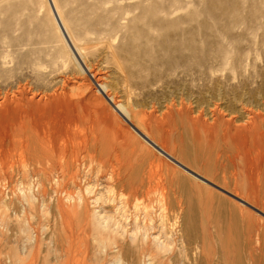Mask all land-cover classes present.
<instances>
[{
    "label": "rangeland",
    "instance_id": "rangeland-1",
    "mask_svg": "<svg viewBox=\"0 0 264 264\" xmlns=\"http://www.w3.org/2000/svg\"><path fill=\"white\" fill-rule=\"evenodd\" d=\"M85 66L104 74L116 94L127 79L121 71L130 78L133 70L129 83L138 94L129 102L138 110L155 113L165 104H184L190 121L203 129L231 120L229 135L238 148L225 156L244 159L230 163L227 157L218 173L230 179L241 168V176L263 175L257 155L264 153L247 128L252 120L264 123V0H0V264H264V244L256 240L264 200L247 205L233 182L224 191L211 188L217 200L200 198L197 181L205 183L190 180L188 169L205 177L210 171L190 152L194 147L182 129L175 140L154 136L165 147L159 152L101 100L95 80L79 72ZM79 80H88L89 87ZM136 154L148 161H139L143 167ZM132 174L147 184L134 179V199L125 180ZM239 207L255 223L250 244L234 216ZM154 237L165 246L156 258ZM204 252L213 255L207 260Z\"/></svg>",
    "mask_w": 264,
    "mask_h": 264
},
{
    "label": "bare ground",
    "instance_id": "bare-ground-1",
    "mask_svg": "<svg viewBox=\"0 0 264 264\" xmlns=\"http://www.w3.org/2000/svg\"><path fill=\"white\" fill-rule=\"evenodd\" d=\"M156 25V24H155ZM152 28V27H151ZM135 53V52H134ZM134 55V54H133ZM140 58H141V56H140ZM133 59V58H132ZM185 60V59H184ZM171 61V60H170ZM121 62V61H120ZM136 62V61H135ZM169 63V62H168ZM122 64H123V62H122ZM121 64V67L123 68V65ZM134 64V63H133ZM168 65V64H167ZM170 66H168V69H171V70H173L174 68H176V65L175 64H173V63H171V64H169ZM128 67V66H127ZM93 67H91V69H92ZM98 68V67H97ZM96 68V69H97ZM132 68V67H131ZM125 69V68H124ZM129 69V68H128ZM121 70H123V69H121ZM127 70V69H126ZM130 70V69H129ZM170 70V71H171ZM99 71V70H98ZM131 72H128L127 73V75H129L130 76V78L132 79V78H134L135 77V75H134V73L132 72L133 70H130ZM80 73H82V75H84L85 73H89V75H91V77L95 80V82H93V84H95L96 83V89H97V94L99 95V97L101 98H103V99H101L102 101H104V102H108V104H112V108H111V106L109 107V108H111L112 110H115V112H117V116H118V114H119V116H122V118H123V120L126 122V123H129V125L131 126V127H133L132 129L134 130V132L140 137V139L142 138L147 144H150V145H152V146H154L155 148H157V149H159V152H166L165 151V147L162 145V143L161 144H158V142H156L155 141V138H153L154 136L156 137V135L157 136H159L160 138L161 137H174V135L176 134V133H178V131H179V129H182V132H179V133H181L182 135H184L185 137H187V138H189L190 139V142L192 143V145L191 146H193L194 147V151L192 152V151H190L191 153H193L194 154V156H195V158H197V159H200L202 162H204V164H203V166L204 165H206V166H208V168L207 169H209V171H210V173H208L209 175H207L208 177L210 176V177H212V180H210L207 176L205 177V176H203L202 174H200L199 172H197V171H194V170H192L191 168V172H189V175H191V178H190V180H192L193 178H196V179H198V180H200L202 183L204 182L205 183V186H206V184H207V186L206 187H208V186H210V187H208V188H206L204 185H202V186H200V184H198V181H197V189H198V194H199V197L200 198H205V200L206 201H209L210 200V202H212L213 200H211V198H213L214 197V199H216V198H219V197H216V196H219L218 195V193H216V191H214L213 189H211L212 187L215 189V188H217V189H220V191H224V190H227L226 189V187H231V185L230 186H228V183L230 182V184H231V182H233V185H234V188L236 189V187H239L240 189H238V190H240L241 192H242V196H243V198L242 197H239L242 201H245V203L247 204V203H249L247 200H254V199H257V201H258V199L261 201V199L262 200H264V158H262V155H257L258 157H260L261 156V158H259V159H257V161L259 162V164L260 165H262L263 166V168H262V170L261 171H263V175L262 176H253L251 173H249V175H252V176H249L248 174V177L245 175V174H243L242 176H241V174L242 173H238V172H244V170L242 171V169L240 168L239 170H238V172H235V173H231L232 174V176H231V174H230V179H229V176H227V174L226 173H223V172H221L222 173V176L218 173V170H223L224 171V169H225V164L227 163L226 161H227V157H229V160H230V163H231V161H239V160H241V158H243L242 157V155L241 156H239L240 158H238L236 155H231L230 153L229 154H227L226 156H225V152L226 151H230V152H232V150H234L235 152H236V148H238L237 146L238 145H236L235 144V142H233V140H231L230 139V135H229V131H230V126H229V123H230V121L231 120H228V122H222V121H226L225 119L224 120H222V119H220V121H219V123L218 124H220V123H224V125H226L227 126V128H225V126H223L222 128L224 129H220V125H219V127H217V123H214V124H217V125H214V126H211V127H209V128H207L206 127V129H203L204 127H203V124L201 125V127L202 128H198L199 126L197 125V120H194L193 122L192 121H190V117L188 116V107L185 109V107L183 106V105H181L180 106V108L178 107L179 105H164V107H159L158 108V110H156V112L155 113H152V112H145L144 110H138L136 107H138V105L137 106H135L134 107V104H135V102H134V104H132V102H129V100H130V96H134V95H137L138 93H137V91H136V93L137 94H135V92H134V88L137 86H135V87H132L131 85H130V83H129V80H130V78L127 76L126 77V72H124V71H121L122 73H124L125 74V78H127V79H125V82H123L124 81V79H122L121 81H122V84H121V86L119 87V94L117 95L116 93H114L115 91H109V88L108 87H110V86H108L109 84H106V82H104V80H103V78L104 77H102L104 74H102V76L99 74V75H96V73L94 74V73H91V70H90V68H89V66H85V67H82L81 69H80V71H79ZM78 72V73H79ZM96 72V71H95ZM120 72V71H119ZM119 72H117V74L119 73ZM107 73V72H106ZM81 75V74H80ZM86 75V74H85ZM119 75H122V74H118V77H119ZM87 76V75H86ZM85 77V76H84ZM90 77V78H91ZM137 77V76H136ZM75 78V77H74ZM88 78V77H87ZM117 80L119 79V78H116ZM69 80V79H68ZM71 80H73V79H71ZM91 80V79H90ZM74 81V80H73ZM86 81H88V80H79L78 81V83H79V85H85L86 87H89V83H86ZM119 81V80H118ZM117 81V82H118ZM120 81V82H121ZM91 82H92V80H91ZM135 82V81H134ZM158 82H159V80H158ZM74 83H77V81L76 82H74ZM133 83V82H132ZM140 83V82H139ZM73 84V83H72ZM118 84H119V82H118ZM136 84V83H135ZM154 84L155 85H157V82H154L153 81V86H154ZM92 85V84H91ZM111 85V84H110ZM120 85V84H119ZM134 85V84H133ZM140 85H142L141 83H140ZM94 86V85H93ZM113 86V85H112ZM147 86H148V84H147ZM118 87V86H117ZM117 87H115V89L117 88ZM148 87H150V86H148ZM114 88V87H113ZM141 88V87H140ZM145 88V87H144ZM111 89V88H110ZM138 89V88H137ZM64 90V89H63ZM139 90V89H138ZM147 90V89H146ZM148 91V90H147ZM139 92V91H138ZM170 92V91H169ZM141 93V92H140ZM54 94V93H53ZM58 94V93H57ZM153 94V93H152ZM116 95H117V97H116ZM141 95V94H140ZM64 96V95H63ZM62 97V96H61ZM136 97V96H135ZM154 97V96H153ZM110 98V99H109ZM140 97H138V99H139ZM165 99V98H164ZM131 100H132V97H131ZM130 100V101H131ZM133 100H135V98L133 99ZM141 100V99H140ZM158 100V99H157ZM167 100V99H166ZM138 101V100H137ZM173 101V100H172ZM149 102V101H148ZM137 103V102H136ZM146 103V102H145ZM159 103H161V102H159ZM173 103V102H172ZM182 103V102H181ZM100 104H102V102L100 103ZM169 104V103H168ZM176 104V103H175ZM52 105V104H51ZM142 105V104H141ZM146 105V104H145ZM159 105V104H158ZM104 106V105H103ZM140 106V105H139ZM144 106V105H143ZM150 106V105H149ZM155 106V105H154ZM175 106V107H174ZM177 106V107H176ZM186 106V105H185ZM100 107V106H99ZM141 107V106H140ZM153 107V106H152ZM182 107H184V109L185 110H183V108ZM97 108V107H96ZM102 108H104V107H102ZM139 108V107H138ZM143 108V107H142ZM144 108H148V107H144ZM108 109V108H107ZM111 109H109L110 111H112ZM149 109H150V107H149ZM149 109H148V111H149ZM103 109H101V111H102ZM108 111V110H107ZM107 112L108 114H110L111 112ZM154 111V110H153ZM214 111V110H213ZM97 112V111H96ZM103 112V111H102ZM101 112V113H102ZM105 113V112H104ZM106 113V114H107ZM114 113V112H113ZM93 114H97V113H95V112H93ZM92 114V115H93ZM112 114V113H111ZM122 114H125V115H122ZM102 115H103V113H102ZM113 115V114H112ZM104 116H106V115H104ZM114 116H115V118H116V115L114 114ZM113 116V117H114ZM95 117V116H94ZM99 117V116H98ZM98 117H95L94 118V120L96 119V118H98ZM107 117V116H106ZM109 117H110V115H109ZM83 118V117H82ZM219 117H217V118H215L214 117V119L213 120H215L216 122H217V119H218ZM46 119V118H45ZM77 119H79V118H77ZM84 119V118H83ZM102 119V118H101ZM108 119V118H107ZM118 120H119V118H117ZM81 120V119H80ZM98 120H100V119H98ZM112 121V119H109V121ZM113 120H114V118H113ZM68 121H70V120H68ZM86 121V120H85ZM108 121V120H107ZM110 121V122H111ZM100 121H97V123L98 124H100L99 123ZM114 122H116V120H114ZM62 123V122H61ZM66 123V122H65ZM69 123V122H68ZM67 123V124H68ZM94 123V122H93ZM96 123V122H95ZM250 123V125H249V127L247 128V135L249 134L255 141H253V139L252 138H250V139H252V141L253 142H257V146L259 147V148H261V150L263 151L262 153H264V123H262V122H255V121H251V122H249ZM105 124V123H104ZM117 124H118V121H117ZM36 125V124H35ZM69 125V124H68ZM121 125V124H120ZM206 125V124H205ZM211 125V124H210ZM95 127H96V124L94 125ZM118 126H119V124H118ZM123 126H125V125H123ZM43 127V126H42ZM60 127V126H59ZM65 127V126H64ZM94 127V128H95ZM99 127H103V126H99ZM107 127V126H106ZM105 127V128H106ZM121 127V126H120ZM51 128V127H50ZM62 128V127H61ZM127 128H130V127H127ZM135 128V129H134ZM237 128V127H236ZM60 129V128H59ZM97 129H99V128H97ZM120 129V128H119ZM131 129V128H130ZM131 129V130H132ZM235 129V128H234ZM100 130V129H99ZM102 130V129H101ZM125 130V129H124ZM137 130V131H136ZM237 130L239 131L240 129L239 128H237ZM246 130V129H245ZM245 130H243L244 132H245ZM237 131V132H238ZM127 132H128V130H127ZM240 132V131H239ZM242 132V131H241ZM31 133V132H30ZM34 134V133H33ZM136 134H135V136H136ZM169 134V135H168ZM187 135V136H186ZM232 136H234V135H232ZM244 136V135H243ZM28 137V136H27ZM137 137V136H136ZM166 137H165V139H166ZM128 138V137H127ZM130 138V137H129ZM135 138V137H134ZM157 138V137H156ZM102 139V138H101ZM162 139V138H161ZM168 140H170L169 138H167ZM174 139V138H173ZM176 139V138H175ZM174 139V140H175ZM32 140V139H31ZM138 140V139H137ZM136 140V141H137ZM172 140V139H171ZM240 140V139H239ZM140 141V140H139ZM139 141H137V144H139V143H141V142H139ZM164 141V140H163ZM246 141V140H245ZM103 142V141H102ZM122 142H123V140H122ZM189 142V141H188ZM189 142V143H190ZM249 142V141H248ZM125 143V142H124ZM130 143V142H129ZM238 143V142H237ZM134 143H132V145H133ZM147 144H145V145H147ZM181 144H182V142L181 143H179V145H180V148L183 146V144H182V146H181ZM120 145V144H119ZM119 145H118V147H119ZM128 145V144H127ZM178 145V146H179ZM151 146V147H152ZM187 146H189L190 148H191V146L190 145H187ZM107 147V146H106ZM105 147V148H106ZM121 148H122V146H120ZM154 147H153V149H154ZM167 147V146H166ZM249 147H252V146H249ZM104 148V147H103ZM110 148V147H109ZM129 148V147H128ZM136 148V147H135ZM144 148H147L148 149V147H145L144 146ZM143 148V149H144ZM107 149V148H106ZM105 149V150H106ZM134 149V148H133ZM138 150L140 149V150H143L140 146H139V148H137ZM177 149V148H176ZM183 149V148H182ZM241 149V148H240ZM254 149V148H253ZM101 150H102V148H101ZM100 150V151H101ZM130 150H131V147H130ZM144 150H146V149H144ZM149 150H150V148H149ZM156 150V149H155ZM173 150V149H172ZM181 150V149H180ZM187 150H188V147H187ZM242 150H245L244 148L242 149ZM248 150H250V148L248 149ZM125 151V150H124ZM184 151H186V150H184ZM183 151V152H184ZM239 151H241V150H239ZM255 150H253V152H254ZM127 152V151H126ZM143 152V151H142ZM147 152L148 151H145V156H148V155H150V153L148 154V155H146L147 154ZM179 152V151H178ZM187 152V151H186ZM242 152V151H241ZM124 153V152H123ZM136 153V152H135ZM139 153H141V151L139 152ZM173 153V152H172ZM248 152L246 151V154H247ZM255 153H257V152H255ZM260 153V152H259ZM126 154V153H125ZM129 154V153H128ZM142 154H144V153H141L140 155H142ZM245 154V155H246ZM250 154V153H249ZM163 155V154H162ZM170 155V154H169ZM172 155V154H171ZM190 155V154H189ZM253 155V154H252ZM264 155V154H263ZM127 156V155H126ZM136 156H137V154L136 155H134V158L136 159ZM167 156V155H166ZM165 156V157H166ZM193 156V157H194ZM255 156V155H254ZM253 156V157H254ZM130 157H132V156H130ZM129 157V158H130ZM141 157V156H140ZM150 157V156H149ZM149 157H148V159H149ZM159 157V156H158ZM173 157V156H172ZM176 157V156H175ZM174 157V158H175ZM246 157V156H245ZM264 157V156H263ZM133 158V157H132ZM137 158H138V164H139V161L140 162H143V161H146V162H148L147 160H143V161H141L140 160V158H139V156H137ZM178 158V157H177ZM247 158H250V156L249 157H247ZM257 158V157H256ZM121 159V158H120ZM146 159H147V157H146ZM151 159V158H150ZM169 159V158H168ZM239 159V160H238ZM244 159V158H243ZM253 159V158H252ZM252 159H250V160H252ZM152 160V159H151ZM156 160V159H155ZM171 160V159H170ZM176 160H178V159H176ZM182 160V159H181ZM247 159H245V161H246ZM249 160V161H250ZM134 161V160H133ZM174 161H175V159H174ZM197 161V160H196ZM200 161V162H201ZM244 161V162H245ZM125 163H126V161H124ZM128 162V161H127ZM129 162H130V160H129ZM135 162V161H134ZM149 162H151V161H149ZM179 161H177V163H178ZM189 162V161H188ZM223 162H226L225 164L223 163ZM241 162V161H240ZM240 162H239V164H240ZM244 162H242L243 164H244ZM251 162H256L255 160L254 161H251ZM258 162L256 163L257 165H259L258 164ZM130 163H133L132 161L130 162ZM158 163H159V161H158ZM235 162H233V164H234ZM246 164L248 163L247 161L245 162ZM254 163H252V164H254ZM124 164V163H123ZM122 164V165H123ZM127 164V163H126ZM144 164H146V163H144ZM169 164V163H168ZM168 164H167V168H168ZM188 164V163H187ZM191 164V163H190ZM202 164V163H201ZM200 164V165H201ZM228 164V163H227ZM243 164L242 165H240V167H244L245 168V166H243ZM251 164V165H252ZM130 165V164H129ZM140 166H144V165H142V164H139ZM178 165V164H177ZM183 165H185V164H183ZM232 165V164H231ZM235 165H237V163H235ZM249 165H250V163H249ZM255 165V164H254ZM254 165H253V168H254ZM126 166H128V164L126 165ZM125 166V168H127ZM136 166H138L137 164H136ZM140 166H139V169H140ZM148 166V165H147ZM151 166V165H150ZM171 166V165H170ZM196 166H197V164H196ZM248 166V165H247ZM246 166V167H247ZM129 167V166H128ZM142 167H141V169H142ZM153 167V166H152ZM191 167H192V165H191ZM205 167V166H204ZM229 167V166H228ZM227 167V168H228ZM231 167V166H230ZM122 168V167H121ZM124 168V167H123ZM122 168V169H123ZM124 168V169H125ZM132 168V170H133V167H131ZM137 168V167H136ZM135 168V169H136ZM166 168V169H167ZM195 168H197V167H195ZM201 168H202V165H201ZM206 168V167H205ZM204 168V169H205ZM234 168V167H233ZM243 168V169H244ZM249 168V167H248ZM252 168V167H251ZM253 168L251 169L252 171H253ZM128 169V168H127ZM134 169V170H135ZM140 169V170H141ZM144 169H145V167H144ZM174 169H176V168H174ZM178 169V168H177ZM183 169V168H182ZM187 169V168H186ZM198 169V168H197ZM230 169V168H229ZM237 169V168H236ZM247 169V168H246ZM245 169V170H246ZM130 170V169H129ZM128 170V171H129ZM137 170V169H136ZM170 170V169H169ZM179 170V169H178ZM211 170H213L214 171V173L215 172H217V174L215 173V175H220V179H221V181L219 180V182H221V183H223V185H218L219 184V182H214V181H216L217 179H219V176H218V178L216 179L213 175L211 176L210 174H211ZM217 170V171H216ZM241 170V171H240ZM255 170V169H254ZM124 172L126 171V170H123ZM149 171V170H148ZM147 171V173H149ZM171 171V170H170ZM198 171H199V169H198ZM200 171H202V170H200ZM213 171H212V173H213ZM230 171H231V169H230ZM233 171H234V169H233ZM232 171V172H233ZM236 171V170H235ZM248 171H250V169H248ZM260 171V172H261ZM123 172V173H124ZM135 172V171H134ZM137 172H140V171H138L137 170ZM136 172V173H137ZM153 172V171H152ZM161 172V171H160ZM175 172V171H174ZM173 172V173H174ZM208 172V171H207ZM133 173V172H132ZM135 173V174H136ZM145 173V172H144ZM143 173V174H144ZM167 173V172H166ZM180 173V172H179ZM203 173H204V171H203ZM245 173V172H244ZM254 173H255V171H254ZM257 173H259V172H257ZM125 174H126V172H125ZM129 174H131V171H130V173ZM142 174V173H141ZM146 174V173H145ZM169 174V176H170V174H171V172L170 173H168ZM176 174V173H175ZM174 174V175H175ZM178 174V173H177ZM183 174V173H182ZM185 174V173H184ZM205 174V173H204ZM226 174V175H225ZM229 174V173H228ZM147 175V174H146ZM149 175V174H148ZM173 175V174H172ZM259 175V174H258ZM133 176V177H132ZM132 176L131 175H129V179L127 178V179H125L126 181H128L129 180V183H128V185L132 188H129V187H126L128 190V193H129V195L131 194V196L133 197V199H134V197H138V193H136V191H135V189L137 188H139L138 186L137 187H133V181H134V179H136V177L138 176V177H140V174L139 175H137L136 177H135V175H133L132 174ZM142 176V175H141ZM152 176V175H151ZM165 176V175H164ZM169 176H168V178H169ZM178 176V175H177ZM176 176V177H177ZM143 177V176H142ZM146 177V176H145ZM145 177H144V179H145ZM172 177V176H171ZM181 177V176H180ZM187 177V176H186ZM193 177V178H192ZM125 178V177H124ZM123 178V179H124ZM148 178H149V176H148ZM178 179H175V180H179V177H177ZM139 179V178H138ZM138 179H136V180H138ZM143 179V180H144ZM147 179V178H146ZM145 179V180H146ZM152 179V178H151ZM151 179H147V181L148 180H151ZM182 179V178H181ZM180 179V180H181ZM187 179H188V177H187ZM214 179H216V180H214ZM117 180H118V176H117ZM168 180V179H167ZM171 180L172 179H170V181L169 182H171ZM189 180V179H188ZM121 181V180H120ZM177 181H174V182H176V185H177ZM196 181H194L193 180V188H194V182H196ZM218 181V180H217ZM122 182H124V181H122ZM122 182H119V183H122ZM136 182V181H135ZM138 182V181H137ZM142 182V179H141V177H140V183ZM149 182V181H148ZM183 182V181H182ZM181 182V183H182ZM189 182V181H188ZM210 182H211V184H210ZM139 183V182H138ZM145 183V182H144ZM143 183V184H144ZM137 184V183H136ZM142 184V183H141ZM142 184V185H143ZM168 184H170V183H168ZM174 184V183H173ZM172 184V185H173ZM179 185H180V182L178 183ZM186 184V183H185ZM123 185V184H122ZM140 185V184H139ZM175 184H174V187H177ZM182 185V184H181ZM187 185H188V183H187ZM233 185H232V187H233ZM116 186V185H115ZM120 186H121V184H120ZM124 186H125V184H124ZM127 186V185H126ZM144 186V185H143ZM142 186V187H143ZM145 186H147V184L145 183ZM144 186V187H145ZM157 186V185H156ZM165 186V184L163 185V187ZM166 186H168V185H166ZM158 187V186H157ZM156 187V188H157ZM169 187H170V185H169ZM140 188H141V186H140ZM159 188V187H158ZM168 188V187H167ZM166 188V189H167ZM170 188H173L172 186L170 187ZM191 188V187H190ZM130 189V190H129ZM146 189H147V187H146ZM145 189V190H146ZM150 189V187L148 188V190ZM154 189V188H153ZM153 189H151V190H153ZM160 189H162V188H160ZM165 189V188H164ZM165 189V190H166ZM169 189V188H168ZM178 189V188H177ZM134 190V191H133ZM139 190V189H138ZM140 190H142V189H140ZM154 190H156V189H154ZM158 190V189H157ZM156 190V191H157ZM164 190V191H165ZM170 190V189H169ZM175 189H173V190H171V191H174ZM194 190H195V188H194ZM159 191V190H158ZM161 191V190H160ZM171 191H169L168 193H170ZM183 191V190H182ZM235 191H237V190H235ZM234 190H233V192H235ZM144 192V191H143ZM178 192V191H177ZM186 192V191H185ZM226 192V191H225ZM225 192H223V193H225ZM229 192H231V189H230V191ZM239 192V191H238ZM238 192H237V195H238ZM146 193H147V191H146ZM153 193H154V191H153ZM162 193H163V191H162ZM173 193V192H172ZM140 194H143L141 191H140V193H139V195ZM160 194V193H159ZM158 194V195H159ZM174 194V193H173ZM180 194V193H179ZM191 194H192V192H191ZM229 194V193H228ZM228 194H226V197H228L227 195ZM144 195H145V192H144ZM162 195V194H161ZM161 195L159 196V198L161 197ZM165 195H167V193L165 192ZM170 195V194H169ZM177 196V194H174V196ZM193 195V194H192ZM191 195V196H192ZM197 195V194H196ZM223 195V194H222ZM233 195V194H232ZM235 195V194H234ZM150 196V195H149ZM181 196H182V194H181ZM185 196V195H184ZM183 196V197H184ZM194 196V195H193ZM225 196V195H224ZM167 197V196H166ZM165 197V198H166ZM169 197V196H168ZM173 197V196H172ZM179 197V196H178ZM221 197V196H220ZM229 197H231V196H229ZM236 197V196H235ZM234 197V198H235ZM139 198V197H138ZM143 198V197H142ZM149 198V197H148ZM156 198V197H155ZM162 198V197H161ZM160 198V199H161ZM164 198V197H163ZM163 198L161 199V200H163ZM176 198V197H175ZM180 198V197H179ZM182 198V197H181ZM185 198V197H184ZM183 198V199H184ZM195 198V197H194ZM197 198H198V196H197ZM202 198V199H203ZM210 198V199H209ZM132 199V200H133ZM168 199V198H167ZM225 199V198H224ZM228 199V198H227ZM231 198H229V200H230ZM130 200V199H129ZM136 200V199H135ZM175 200H177V199H175ZM181 200V199H180ZM217 200V199H216ZM221 200H222V198H221ZM234 200L235 199H233V201L232 202H234ZM203 201V200H202ZM206 201H204V202H206ZM256 201V202H257ZM163 202V201H162ZM186 202V201H185ZM216 202V201H215ZM220 202V201H219ZM236 202H238L237 200H236ZM138 203V202H137ZM200 203H202V204H205V203H203V202H201L200 201ZM223 203V202H222ZM258 203V202H257ZM177 204V203H176ZM201 204V205H202ZM224 204V203H223ZM244 205V203H242L241 202V205H243L244 207H247V205ZM250 204V203H249ZM209 205H211V204H209ZM228 205V204H227ZM238 205H240V202H239V204ZM238 205H236V206H238ZM240 205V206H241ZM142 206V205H141ZM250 206V205H249ZM248 206V208H253V207H249ZM255 206V205H254ZM263 206H264V204H263ZM263 206H262V208H263ZM140 207V206H139ZM177 207H179V206H177ZM205 207L207 208V202H206V204H205ZM243 207V208H244ZM259 207V206H258ZM146 207H144V209H145ZM193 208V207H192ZM200 207H198V210H199V212H200V209H199ZM203 208H204V206H203ZM240 208V207H239ZM239 208H238V210H239ZM141 209V208H140ZM230 209V208H229ZM236 209V208H235ZM261 209V208H260ZM202 210V209H201ZM255 210V209H254ZM253 210V211H254ZM204 211V210H203ZM258 211V210H257ZM260 211H262L263 212V214H264V210H260ZM169 212V211H168ZM195 212V211H194ZM205 212V211H204ZM239 212V214L237 215V212H236V215H234L236 218H238L239 220H240V222H242V224L244 225V232H243V234L244 233H246V241L248 242V244H250V241H251V233H252V231L253 230H251L252 228H251V226H255L254 224H253V221L250 223L249 222V219L250 218H248V217H251V216H246V212H248V210H246V211H244V209H241L240 208V210L238 211ZM248 214H250V215H252L250 212L248 213ZM148 215V214H147ZM261 215V214H260ZM199 216H200V214H199ZM255 216V215H254ZM258 217V216H257ZM257 217H255V218H257ZM231 218V217H230ZM236 218H234L235 220L234 221H236ZM254 218V217H253ZM252 218V219H253ZM200 219V218H199ZM259 219V218H258ZM146 220V219H145ZM254 220V219H253ZM261 220V219H260ZM264 220V219H263ZM214 221V220H213ZM224 221V220H223ZM254 221H256V220H254ZM205 222H206V219H205ZM264 222V221H263ZM241 224V223H240ZM144 225V224H143ZM148 225V224H147ZM261 226H260V228H261V230H260V233H259V235H258V238L256 239V240H259L260 242H259V244H261V241L263 242V244H264V223H263V225L262 224H260ZM258 227H259V225H258ZM206 228V227H205ZM204 228V229H205ZM214 228V227H213ZM207 229V228H206ZM263 229V230H262ZM257 230V229H256ZM204 231H207V230H204ZM162 232V231H161ZM207 233V232H206ZM208 233H209V231H208ZM207 233V234H208ZM255 233H257V231L255 232ZM159 235V234H158ZM205 235V234H204ZM256 236V235H255ZM150 237V236H149ZM211 238V235L209 236V235H207L206 236V238L203 236L202 237V239H204L203 240V243H204V245H205V241L206 242H208V240ZM150 239V238H149ZM158 238H156V237H154L153 238V247H154V249L153 250H155L154 252H155V254L154 255H156L154 258H156L157 257V253H158V255H159V253H161V251H163V249H164V245H163V243H162V241H161V243H158V240H157ZM254 239V238H253ZM140 241V240H139ZM255 241V240H254ZM146 242V241H145ZM202 242V241H201ZM253 243V242H252ZM255 243V242H254ZM143 244V243H142ZM146 244V243H145ZM202 245V244H201ZM204 245H202L201 247L203 248H201L202 250V252L203 251H205V249H204ZM247 246V245H246ZM250 246V245H249ZM252 246V245H251ZM147 247V246H146ZM149 247V246H148ZM262 247V246H261ZM260 247V248H261ZM264 249V248H263ZM140 252V251H139ZM153 253V252H152ZM151 253V254H152ZM205 254H206V256H207V260L210 258V256H211V254L208 256V254H209V252L208 253H206V252H204ZM215 254V253H214ZM154 255H152V256H154ZM213 255V254H212ZM153 258V257H152ZM159 258H160V256H159ZM211 259H213V258H211ZM210 259V260H211Z\"/></svg>",
    "mask_w": 264,
    "mask_h": 264
},
{
    "label": "water",
    "instance_id": "water-1",
    "mask_svg": "<svg viewBox=\"0 0 264 264\" xmlns=\"http://www.w3.org/2000/svg\"><path fill=\"white\" fill-rule=\"evenodd\" d=\"M186 169V168H185ZM187 170V169H186ZM189 172H191L189 169H188Z\"/></svg>",
    "mask_w": 264,
    "mask_h": 264
}]
</instances>
